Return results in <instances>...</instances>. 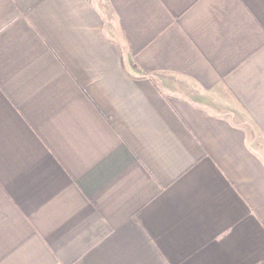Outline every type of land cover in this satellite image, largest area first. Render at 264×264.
I'll return each mask as SVG.
<instances>
[{"label": "crops", "instance_id": "0c3cea01", "mask_svg": "<svg viewBox=\"0 0 264 264\" xmlns=\"http://www.w3.org/2000/svg\"><path fill=\"white\" fill-rule=\"evenodd\" d=\"M0 264H264V0H0Z\"/></svg>", "mask_w": 264, "mask_h": 264}]
</instances>
